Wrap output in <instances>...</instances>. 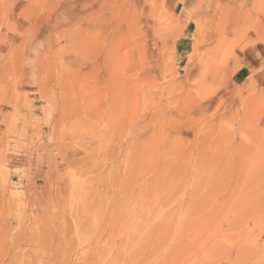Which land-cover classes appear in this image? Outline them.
Segmentation results:
<instances>
[{
  "label": "rangeland",
  "instance_id": "1",
  "mask_svg": "<svg viewBox=\"0 0 264 264\" xmlns=\"http://www.w3.org/2000/svg\"><path fill=\"white\" fill-rule=\"evenodd\" d=\"M0 264H264V0H0Z\"/></svg>",
  "mask_w": 264,
  "mask_h": 264
},
{
  "label": "bare ground",
  "instance_id": "2",
  "mask_svg": "<svg viewBox=\"0 0 264 264\" xmlns=\"http://www.w3.org/2000/svg\"><path fill=\"white\" fill-rule=\"evenodd\" d=\"M261 146V145H260ZM255 147V146H254ZM258 188V187H257ZM65 234V233H64Z\"/></svg>",
  "mask_w": 264,
  "mask_h": 264
}]
</instances>
